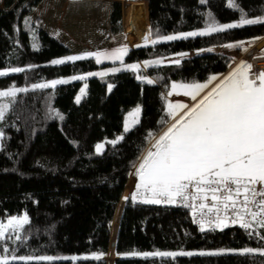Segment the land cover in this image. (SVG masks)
Here are the masks:
<instances>
[{
  "label": "trees",
  "instance_id": "trees-1",
  "mask_svg": "<svg viewBox=\"0 0 264 264\" xmlns=\"http://www.w3.org/2000/svg\"><path fill=\"white\" fill-rule=\"evenodd\" d=\"M43 1L14 0L9 7L0 8V70L24 69L0 76V90L28 89L17 93L0 127L4 133L0 149V219L25 211L30 218L22 240L0 242V248H8L6 255L103 256L99 261L11 264H264V255L260 254L264 250V240L260 239L264 229L256 230L254 225L251 235L238 225L201 232L188 207L124 199L128 197L132 170L153 139L172 121L165 97L171 83H207L212 76L223 75L234 61L230 49L243 48L225 45L258 42L264 38V24L176 41L153 44L152 40L201 31L213 21L237 23L244 13L249 19L264 17V0H232L237 8L230 7L229 0L130 2L125 25L112 34L111 43L145 40L151 32V40L129 49L127 56L128 62L144 67L41 89L33 85L111 66L99 65L93 57L52 64L55 59L71 56L72 50L33 21L32 14ZM148 1L150 28L130 34L133 5L148 6ZM181 53L186 55L180 57L179 64L171 61ZM156 60L163 63H146ZM85 84L86 94L77 103L76 97ZM137 106L142 109L139 123L124 133L119 143H107L123 133L127 113ZM101 141H106V147L97 153L96 145ZM122 211L115 250L118 258L114 261L108 254H115L111 250ZM246 248L257 251L240 254ZM221 250V255L175 259L133 255Z\"/></svg>",
  "mask_w": 264,
  "mask_h": 264
},
{
  "label": "snow or ice",
  "instance_id": "snow-or-ice-1",
  "mask_svg": "<svg viewBox=\"0 0 264 264\" xmlns=\"http://www.w3.org/2000/svg\"><path fill=\"white\" fill-rule=\"evenodd\" d=\"M205 0H201L204 3ZM229 6L238 5L229 0ZM243 10L241 9V12ZM247 14L241 15L237 23L220 24L210 22L204 30L187 33L165 35L159 40H152L155 44L162 41H176L189 37L208 36L212 33L225 32L230 29L242 28L246 25L264 24V17L249 19ZM27 23V22H26ZM35 39V34H33ZM145 37V43L150 39ZM245 42L227 44L225 47L242 48ZM34 48L38 46L34 43ZM212 51V49H207ZM128 48L123 46L113 52H86L81 55L67 56L63 59L51 61L54 65L75 62L94 57L97 64L110 59L120 61L123 65L124 56ZM181 56L186 53H181ZM147 64H161L162 60L148 61ZM174 63L179 64L180 60ZM127 69L136 71L138 64H130ZM252 64L241 62L232 72L222 79L212 76L207 83H175L167 96L183 95L190 97L195 103L190 107L187 103H167L168 115L174 121L155 139V143L143 156L137 168L136 175L139 183L131 196L133 202L140 198L146 204L182 205L191 208L194 221L201 232L221 230L230 226L245 229L252 234L254 225L256 230L264 229V71L252 73ZM120 68H113L111 72H118ZM11 72H23V68H12ZM8 75L7 71H0V76ZM107 72L88 73L73 76L71 80H87L88 76H106ZM254 77V78H253ZM212 81H219L210 91L201 96L208 89ZM70 80L58 79L48 83L33 85V88H55L58 84H67ZM147 83L152 84V80ZM87 84L81 89V95L76 97L79 103L84 96ZM111 90V85H109ZM27 88H9L0 91V97L15 98L18 92H26ZM198 97H200L198 99ZM8 104H0V121L5 119ZM140 109L129 114V120L124 124V132L139 123ZM183 112V115L180 113ZM59 116V113H57ZM179 116V119H177ZM63 119L62 116L59 117ZM166 123V122H164ZM4 133L0 131V140ZM123 136L107 143L115 145ZM105 144L96 145V152L100 153ZM128 200L129 197H125ZM199 201V203H197ZM30 223L27 214L13 216L7 223L0 222V242L14 239L21 241L19 234L25 225ZM264 240V236H260ZM7 247L0 248V264H11V261H54V260H101L103 253L84 257H54V256H17L8 253ZM257 250L246 248L240 254L253 253ZM220 252H190V251H156L152 253H133L147 258L193 255H221ZM264 255V250H260Z\"/></svg>",
  "mask_w": 264,
  "mask_h": 264
},
{
  "label": "rangeland",
  "instance_id": "rangeland-1",
  "mask_svg": "<svg viewBox=\"0 0 264 264\" xmlns=\"http://www.w3.org/2000/svg\"><path fill=\"white\" fill-rule=\"evenodd\" d=\"M13 1L14 0H0V8L9 7V5L13 4ZM133 1H137V0H44L35 10V12L32 14V19L36 24H38L40 27L46 30L49 34L56 37L66 46H68L72 50L71 56L81 55L86 52H97V51L110 53L117 48L127 46L128 53L127 55L124 56L123 65L120 63V61H113L110 59H106L103 61V63H100L99 65L109 63L111 64V66L100 68L99 70L95 71V72H107L109 74L112 73L110 70L113 68H120L121 70H130L127 69L126 66L136 63H130L127 61L129 49L136 48L137 46L145 43V40L132 42L128 44L115 45L111 43L112 34L114 32L119 31L120 28L125 25L128 6L129 3ZM150 40L151 39H149L148 41ZM260 47L262 48L260 49L261 51L260 50L259 51L263 53L264 38L260 39L258 42L254 44L246 43L242 48V50L230 49V54L234 57V61L230 66V69L233 65H235L234 67L235 69L240 64L239 57L241 55H244L245 53H249L252 49L256 50L257 48ZM180 57L181 55H178L174 58H176L175 60H179ZM175 60H171V61L174 62ZM140 67H144V65L141 63ZM0 71H7L8 73H11L10 69H2ZM222 76L224 75L218 77L222 79ZM60 79L73 81L71 80V77L60 78ZM216 83L218 82L212 81L210 85L213 86ZM6 90H0V91H6ZM80 95L81 94H79V96ZM13 99L14 98L12 97H0V104H8V110L5 113V117L7 112L9 111ZM137 108L142 110L140 106L133 108L130 112L127 113L125 122L129 120V114L133 113ZM141 114L142 113L140 111L138 116L139 120L141 118ZM177 119H179V117H177ZM2 122L3 120L0 121V127ZM173 122L174 121L172 120L168 126H170V124ZM133 127H131V129ZM166 128L164 129V131L166 130ZM124 133L126 132H124L123 129V133L120 136H123ZM162 133L163 132H161L155 139H158ZM155 139H153V141L149 144L147 149H149V147L154 144ZM100 143H104L106 147V141H101L98 144ZM1 148H2V140H0V149ZM130 177L128 182H130ZM138 183H139V178L136 180V183L134 184L133 175H132L131 182L127 186L128 197H131V195L135 193L136 185ZM133 184L135 186L131 192L130 190L132 189ZM137 201H140L139 197L137 198ZM24 214L28 215V213L25 211L22 214L15 216H23ZM11 217L13 216L7 217L5 219H0V222L7 223V220ZM22 231L19 233L21 237H22ZM10 234L13 236V240H15L14 239L15 234L14 233H10ZM111 254H114L112 250H111ZM17 256H36V255H17ZM45 256H50V255H45ZM109 257H113V259L115 257L117 259L118 255L116 253L114 255L108 254V258ZM11 262H25V261L17 260Z\"/></svg>",
  "mask_w": 264,
  "mask_h": 264
},
{
  "label": "built area",
  "instance_id": "built-area-1",
  "mask_svg": "<svg viewBox=\"0 0 264 264\" xmlns=\"http://www.w3.org/2000/svg\"><path fill=\"white\" fill-rule=\"evenodd\" d=\"M262 47H260V48H257L256 50L255 49H252L249 53H245L244 55H241L240 57H239V62L241 63V62H248V63H250V64H252V66H253V68H252V73H258V72H260V71H264V52L262 53V52H260ZM260 50V51H259ZM259 52V53H258ZM234 67H235V65H233L232 67H231V69H230V67H229V69H228V71L226 72V74L224 73L223 75L224 76H227L230 72H232L233 70H234ZM224 76H222V78L224 77ZM254 78V77H253ZM218 83H219V81H217ZM217 84V83H216ZM216 84H214L213 86H211V87H215V85ZM162 132H164V130L162 131ZM158 136V135H157ZM156 136V137H157ZM155 137V138H156ZM155 143V142H154ZM152 147V145L149 147V149ZM149 149H146V151L144 152V154L142 155V157L140 158V160H139V162L137 163V165L135 166V168L132 170V173L130 174L131 175V177H132V175H133V180H134V184L136 183V180L139 178L138 177V175H136V172H137V168H138V166H139V164L141 163V161H142V158H143V156L144 155H146V153H147V151L149 150ZM130 177V178H131ZM134 184H133V186H134ZM132 186V187H133ZM131 191V190H130ZM197 203H199V201H197ZM178 206H182V205H178ZM191 209V208H190Z\"/></svg>",
  "mask_w": 264,
  "mask_h": 264
},
{
  "label": "water",
  "instance_id": "water-1",
  "mask_svg": "<svg viewBox=\"0 0 264 264\" xmlns=\"http://www.w3.org/2000/svg\"><path fill=\"white\" fill-rule=\"evenodd\" d=\"M140 15H141V17H140ZM139 17H140L141 21L138 24ZM130 25H131L130 34L131 33H137L138 30H140V29L147 30L148 28H150L149 3H148V6L142 5V4L133 5L132 18L130 20ZM123 211H122L121 216L119 218L118 227L116 229L117 231H116V234H115L114 249H112V251L114 250L113 251L114 253H115V250H116L117 235H118L120 221H121V218H122Z\"/></svg>",
  "mask_w": 264,
  "mask_h": 264
},
{
  "label": "crops",
  "instance_id": "crops-1",
  "mask_svg": "<svg viewBox=\"0 0 264 264\" xmlns=\"http://www.w3.org/2000/svg\"><path fill=\"white\" fill-rule=\"evenodd\" d=\"M173 82H175V83H182V82H179V81H173ZM172 82V83H173ZM171 83V84H172ZM211 84V83H210ZM209 84V85H210ZM213 87H211V85L208 87V89H205V92L204 93H202L201 94V96H203L204 94H206L208 91H210L211 89H212ZM171 90V85H170V87L168 88V90H166V92H165V97H166V108H167V103L169 102V101H171V102H182V103H187V104H189V106L191 107L194 103H195V101H192L191 99H190V97H186V96H183V95H175V94H173L172 96H167V93L169 92ZM200 97H198V99H199ZM167 112H168V109H167ZM180 115H183V112H181L180 113ZM177 117H179V116H177ZM135 186V185H134ZM134 186L132 187V189H131V192H132V190H133V188H134Z\"/></svg>",
  "mask_w": 264,
  "mask_h": 264
}]
</instances>
